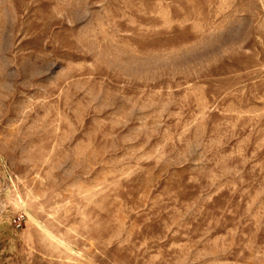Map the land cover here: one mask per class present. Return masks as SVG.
<instances>
[{
    "label": "rangeland",
    "instance_id": "obj_1",
    "mask_svg": "<svg viewBox=\"0 0 264 264\" xmlns=\"http://www.w3.org/2000/svg\"><path fill=\"white\" fill-rule=\"evenodd\" d=\"M0 264H264V0H0Z\"/></svg>",
    "mask_w": 264,
    "mask_h": 264
}]
</instances>
